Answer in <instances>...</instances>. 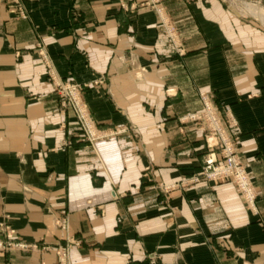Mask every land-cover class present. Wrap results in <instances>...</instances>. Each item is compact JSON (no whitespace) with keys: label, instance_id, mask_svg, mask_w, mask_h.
I'll use <instances>...</instances> for the list:
<instances>
[{"label":"crops","instance_id":"crops-1","mask_svg":"<svg viewBox=\"0 0 264 264\" xmlns=\"http://www.w3.org/2000/svg\"><path fill=\"white\" fill-rule=\"evenodd\" d=\"M21 1L23 19L0 0V241L26 249L0 264H264V29L222 0ZM51 76L102 78L83 92L90 118L128 133L84 142ZM200 93L235 122L252 208L231 181L153 189L201 166L203 134L183 120Z\"/></svg>","mask_w":264,"mask_h":264},{"label":"built area","instance_id":"built-area-1","mask_svg":"<svg viewBox=\"0 0 264 264\" xmlns=\"http://www.w3.org/2000/svg\"><path fill=\"white\" fill-rule=\"evenodd\" d=\"M20 0H13V2L18 6V11L20 17L23 19V9L19 2ZM158 15L160 16L161 14ZM165 19L161 17V22L163 24L164 30L168 39L176 44V37L174 29L164 21ZM178 49V47L176 48ZM39 53L46 62V56L42 50ZM102 80L99 78L95 80L93 85H101ZM61 82H57L56 86L59 88L61 103L63 107H71L74 112L76 121L80 125V131L85 136L88 137L90 142L94 141L96 138V133L94 131L95 124L90 118L89 112L84 104L83 98L81 97L80 91L84 88H89V83L83 84H73V85H61ZM199 98L203 106L201 112L193 114L190 120L199 121L202 120L204 126V155L201 166L199 170L184 179L178 185H167L161 186L159 192L161 194H167L178 186L181 190H186L188 186L198 184L201 180L207 182L220 183L224 181H231L236 186L241 197L243 198L245 204L252 208L254 206L255 193L254 188L249 180V177L240 163L239 159L234 153V147L230 139L226 136L227 128L235 125V122L228 111H221L210 103L208 96L205 93H200ZM222 116V117H221ZM225 116V117H223ZM201 118V119H200ZM12 233V232H10ZM12 238V234L7 235L6 241H0V251L10 250L17 248L19 250H25L26 246L22 243H16L9 241ZM64 253H58V264H65Z\"/></svg>","mask_w":264,"mask_h":264},{"label":"rangeland","instance_id":"rangeland-1","mask_svg":"<svg viewBox=\"0 0 264 264\" xmlns=\"http://www.w3.org/2000/svg\"><path fill=\"white\" fill-rule=\"evenodd\" d=\"M184 1H186V2H191V1H193V0H184ZM223 1V5H224V7L227 9V10H229L230 12H234V14H237L238 16H240V18H242V19H244V20H246V21H254V22H257L263 29H264V23H261L259 20H258V18H256V16H254L253 14H251V13H249V11L248 10H246V8H244L245 7V5H249V6H252V7H254V8H257V9H260V10H262L263 12H264V0H222ZM10 2H11V4L12 5H14V8L16 9V12H17V15H18V17L19 18H21L20 17V13H19V11H18V6L13 2V0H10ZM20 2V4H21V6H22V9H23V5H22V1L20 0L19 1ZM118 2H119V5H120V7H124V5L123 4H121L120 3V0H118ZM243 3V4H242ZM158 10V9H157ZM163 10H158V12H159V14H161L160 15V19H161V17L162 18H164L165 20V22H168V24L174 29V31H175V37H176V44L174 45L173 44V42H171L170 40V43L174 46V48H177L178 47V50H179V52H182V50H181V48L180 47H182V45H181V42L179 41V38H178V34H177V31H176V29L174 28V26H172V24H171V21H170V18L169 19H167L166 18V15H164V13L162 12ZM260 23H259V22ZM165 34H166V32H165ZM181 54H183V53H181ZM50 79V82L52 83V85H53V88H54V94L56 95V97L58 98V103H59V112H61V113H63V114H65L68 110H71V112H72V114H73V118H74V121H75V123H77V125H78V127L80 128V125H79V123L76 121V118H75V115H74V112L72 111V109H71V107H63L62 106V103H61V101H62V99L60 98V94H59V88H57V86H56V84H57V82H61L60 84L61 85H66V84H69V85H73V84H79V83H76V82H68V81H61V80H59V79H56V78H54V76L52 77H50L49 78ZM103 82H102V84L101 85H93V83H89L90 85H93V86H98V87H103L104 86V80L102 79V78H100ZM86 89H88V88H82L81 89V91H80V93H82L81 94V97L83 98V92H85V90ZM207 96H208V98H209V101H210V103L213 105V107H215V105H214V103H213V100H212V97L208 94V93H205ZM199 97V96H198ZM199 102H200V104H201V101H200V98H199ZM85 104V103H84ZM202 108H203V106H202V104H201V110H202ZM217 108V107H216ZM219 109V108H218ZM201 110L199 111V112H201ZM219 110H221V109H219ZM199 112H197V113H199ZM197 113H193V114H197ZM193 114H190V115H188V116H186L183 120H184V122L185 123H188V124H192V125H195V126H197V128L198 129H200V131L202 132V134L204 135V126H203V124H202V120H199V121H193V120H190V118L189 117H191ZM222 117V116H221ZM223 117H225V116H223ZM201 119V118H200ZM128 128H124V127H119V128H111V129H109V128H106V129H99V128H97L96 126H94V131H95V133H96V138H95V140L94 141H92V142H90L89 140H86V139H88V137H84L85 135L82 133V140L84 141V142H87V143H89V144H93L94 142H96V141H98V140H101V139H104V138H110V137H116V136H120V135H122V134H125V133H128V130H127ZM81 130V129H80ZM226 136L228 137V139H230V141H231V143H232V146L234 147V153H236V156H237V158H238V155H237V149L235 148V138H231L230 136V134H229V132H228V130L226 131ZM205 149V148H204ZM202 160H203V157H202ZM240 161V160H239ZM241 163V162H240ZM245 169V168H244ZM246 171V170H245ZM246 173H247V171H246ZM247 175H248V177H249V180H250V182H251V178H250V176H249V174L247 173ZM186 179V178H185ZM184 179H182V180H180V181H178V182H175V183H172L173 185H178V184H180V182L181 181H183ZM172 184H164V183H162V182H154V184H153V189H155V190H157V191H159V188L161 187V186H167V185H172ZM251 184H252V182H251ZM196 185V184H195ZM195 185H190V186H188V188L187 189H190V188H192V187H194ZM186 189V190H187ZM177 190H181V188H180V186H178V188H176V189H174V190H172V191H169L167 194H163L164 195V199H165V201L167 200V198H168V196H169V194L171 193V192H173V191H177ZM256 196V195H255ZM254 203H255V200H254ZM5 251H8V250H5ZM62 253V252H61ZM64 262H66L65 260H64ZM65 264H68V262H66Z\"/></svg>","mask_w":264,"mask_h":264},{"label":"bare ground","instance_id":"bare-ground-1","mask_svg":"<svg viewBox=\"0 0 264 264\" xmlns=\"http://www.w3.org/2000/svg\"><path fill=\"white\" fill-rule=\"evenodd\" d=\"M244 8H246V10H248L249 13L253 14L254 16H256V18H258V20L261 23H264V12L262 10L254 8V7L249 6V5H245Z\"/></svg>","mask_w":264,"mask_h":264}]
</instances>
